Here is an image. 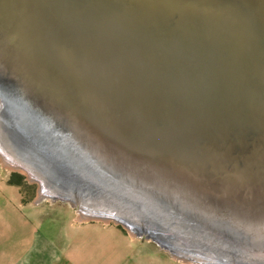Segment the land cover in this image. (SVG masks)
Listing matches in <instances>:
<instances>
[{
	"label": "water",
	"instance_id": "obj_1",
	"mask_svg": "<svg viewBox=\"0 0 264 264\" xmlns=\"http://www.w3.org/2000/svg\"><path fill=\"white\" fill-rule=\"evenodd\" d=\"M0 161L191 264H264V0H0Z\"/></svg>",
	"mask_w": 264,
	"mask_h": 264
},
{
	"label": "crops",
	"instance_id": "obj_2",
	"mask_svg": "<svg viewBox=\"0 0 264 264\" xmlns=\"http://www.w3.org/2000/svg\"><path fill=\"white\" fill-rule=\"evenodd\" d=\"M39 211L0 173V264L183 263L113 222L82 219L75 209L67 222L41 220Z\"/></svg>",
	"mask_w": 264,
	"mask_h": 264
},
{
	"label": "rangeland",
	"instance_id": "obj_3",
	"mask_svg": "<svg viewBox=\"0 0 264 264\" xmlns=\"http://www.w3.org/2000/svg\"><path fill=\"white\" fill-rule=\"evenodd\" d=\"M11 172H17L21 174L18 171H11L8 168L4 167L0 161V173L8 175ZM24 181L27 184V187H24L23 189V195L25 199L24 203H29V204H32L38 207V209H40L39 212H40L41 220L45 216L53 217V219L58 220L60 222H67L75 218V211H73L74 208L72 209L69 203L62 202L59 200L50 201L48 198H45V197L41 198L38 196V193H37V184L29 183L27 180H25V178H24ZM151 243H152L153 248L157 247L155 243L153 242ZM182 264H191V263H182Z\"/></svg>",
	"mask_w": 264,
	"mask_h": 264
},
{
	"label": "trees",
	"instance_id": "obj_4",
	"mask_svg": "<svg viewBox=\"0 0 264 264\" xmlns=\"http://www.w3.org/2000/svg\"><path fill=\"white\" fill-rule=\"evenodd\" d=\"M7 183L19 187L22 195H23L24 187H27V184L24 181V177L17 172H11L10 174L7 175ZM23 202H25L24 195H23Z\"/></svg>",
	"mask_w": 264,
	"mask_h": 264
},
{
	"label": "bare ground",
	"instance_id": "obj_5",
	"mask_svg": "<svg viewBox=\"0 0 264 264\" xmlns=\"http://www.w3.org/2000/svg\"><path fill=\"white\" fill-rule=\"evenodd\" d=\"M46 198H48V197H46ZM80 215V214H79Z\"/></svg>",
	"mask_w": 264,
	"mask_h": 264
}]
</instances>
